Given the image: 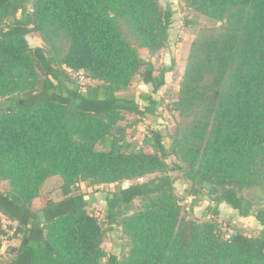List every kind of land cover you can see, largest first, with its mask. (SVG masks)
Masks as SVG:
<instances>
[{
	"label": "trees",
	"instance_id": "1",
	"mask_svg": "<svg viewBox=\"0 0 264 264\" xmlns=\"http://www.w3.org/2000/svg\"><path fill=\"white\" fill-rule=\"evenodd\" d=\"M180 2L220 25L190 44L171 106L182 118L171 150L161 131L147 128L146 152L115 126L128 114L157 115L162 102L144 93L141 106L120 92L134 76L152 93L165 84L167 69L156 71L138 46L152 54L168 44L172 5L0 0V178L10 182L0 191V215L19 236L3 264H264V0ZM34 32L49 48L28 43ZM58 36L67 40L64 52L53 45ZM78 71L91 82L72 83L70 72ZM51 175L62 179L57 200L40 193ZM177 179L186 181L191 206L208 200V219L185 213ZM80 182L102 186L101 218L88 209ZM135 199L141 204L132 206ZM222 202L253 216L257 233L222 232L215 220ZM117 228L128 238L122 258L102 248Z\"/></svg>",
	"mask_w": 264,
	"mask_h": 264
},
{
	"label": "rangeland",
	"instance_id": "2",
	"mask_svg": "<svg viewBox=\"0 0 264 264\" xmlns=\"http://www.w3.org/2000/svg\"><path fill=\"white\" fill-rule=\"evenodd\" d=\"M159 5L161 8H164L167 4H171L172 8L176 12V17L173 18L171 22V31H170V38H169V45L161 48L160 50L149 53L147 49L138 46V43L134 41V39L130 38L131 42L138 46L140 55L150 60L153 64V67L156 71L160 70L162 67V60L164 56L175 54L177 55L178 59L180 58L179 62H173L171 72L172 77L169 79L168 87L164 89L162 94L159 95V99L161 100L162 104L160 108H158V116L163 120V125H160V128L163 131V135L165 138H169L170 134L174 132L176 127L178 126L179 122L181 121V116L177 111H173L172 104L176 102L178 91H175V85L180 84V81L183 76V72L185 66L187 64V55L190 48L191 42L196 39L200 33L205 32L209 29H219V22L211 21L204 16L197 15L196 13L190 11L189 9L185 8V5L180 2V0H158ZM184 16H188L189 19L195 18L196 23L194 25H185L183 20ZM196 16V17H195ZM28 43L33 45H41L46 48H49L45 41L41 38L38 32L31 33L27 36ZM53 45L60 51H65L67 47V40L63 36H58L53 39ZM170 49V50H169ZM157 66V69L155 68ZM69 71V70H67ZM85 77L81 75V73L77 72H70V81L72 83H77L81 86L85 85ZM140 78L138 76H134L132 83L126 89H123L120 93L124 94H133L134 96L139 92L138 88L136 87L135 83H138ZM91 82V81H90ZM134 84V85H133ZM179 89V87H178ZM173 111V112H172ZM138 115L135 114H128L125 115V119L118 121L115 126V131L118 133H124L126 139L129 141L141 140L142 136L145 135L146 131L143 130L142 123L139 122L137 119ZM134 124L133 126H131ZM164 126V127H163ZM142 127V128H141ZM135 137L132 138V137ZM169 141V140H168ZM142 147V146H141ZM144 149V148H142ZM146 149V148H145ZM169 164L174 160L173 156H169L167 158ZM153 175H148L134 181L142 182L147 180L148 178L152 177ZM172 177H179L180 173L177 171L171 172ZM184 180L177 179L174 183L177 184L175 186V193L182 204V208L185 213L189 217H193L198 221H203L207 219L209 215H202L203 208L207 205L203 199L199 200L194 207L190 209V204L188 202V195L182 185ZM62 179L58 175H51L49 176L42 184L40 188L41 194H46L47 197L57 200L62 198L63 194L61 191ZM81 185V189L86 192V197L89 198L90 204L88 209L97 215L98 217H102L103 215V205L101 200H103V188L102 186H96L93 188H87L83 183H79ZM114 186L109 185V188L112 189ZM10 190V182L7 179L0 178V191L8 192ZM244 195L248 197L251 196L253 189L246 188L241 190ZM191 198V197H190ZM141 204V199H135L132 206H137ZM30 207L37 209L40 207V199L34 198L31 203ZM230 211H222V215L216 217V221L220 223L221 230L226 235L232 233L235 229L242 230L243 232L249 235H255L259 230V226L257 222L250 217H239L238 215H232L229 213ZM13 228L14 224L7 222L5 219H0V229L4 231V233H0V240L4 239L3 243L0 242V264H3L10 260L11 253L10 248L13 246H17L19 243V236L13 235ZM128 238L122 233L120 228H117L116 231L108 232L107 236L102 242V248L106 253L114 252L116 253L119 258H122L128 248H127Z\"/></svg>",
	"mask_w": 264,
	"mask_h": 264
},
{
	"label": "crops",
	"instance_id": "3",
	"mask_svg": "<svg viewBox=\"0 0 264 264\" xmlns=\"http://www.w3.org/2000/svg\"><path fill=\"white\" fill-rule=\"evenodd\" d=\"M175 14H176V12H175ZM173 15V18H175L176 17V15ZM172 25V24H171ZM170 31H171V28L169 29V37H168V39L170 38ZM169 45V40H168V44H167V46ZM170 50V49H169ZM179 60H180V58L178 59V57H177V55H175V54H172V55H169V56H167V55H165L164 56V59L162 60L163 62H162V67L161 68H166L167 69V71H166V73H165V84L156 92V93H152L151 92V85L150 84H145L143 81H141V80H139V82L138 83H135V85H136V87L138 88V90H139V92L134 96L135 97V99L137 100V102L141 105V106H145L146 104H147V101H145V100H143V99H141L140 98V94H149V93H151V95L152 96H154V98H156L157 100H160L159 98V95L160 94H162V92L164 91V89H166L167 87H168V83H169V79L172 77V72H171V68H172V64H173V62L175 61H177V62H179ZM155 68L157 69V66H155ZM134 85V84H133ZM178 84L177 85H175V91H178ZM145 119H146V121H147V125H143V126H149V128H151V129H156V130H159V131H161V133L162 134H164L163 133V131L160 129V128H158L160 125H163V120L160 118V116H158V113H157V115H153V116H146V117H144ZM134 124H132L131 126H133ZM164 127V126H163ZM142 128V127H141ZM144 129H146V127H143V130ZM144 136L145 135H143L142 136V139L140 140H135V142H137V144H138V146H142V148H144L143 150L144 151H146V152H152V148H151V145H150V143H143V140L145 139L144 138ZM132 138H134L135 139V137L133 136ZM128 140V139H127ZM169 140V141H168ZM162 141H163V143H164V145H165V147H166V149L168 150V151H170L171 150V141H170V139L169 138H165V135H163V138H162ZM146 148V149H145ZM168 158V157H167ZM166 162H168V160L166 159ZM169 163V162H168ZM128 184V182H124L122 185L124 186V185H127ZM111 185H113L114 186V184H111ZM182 185L184 186V189H185V191H186V188H187V183H186V181H183L182 182ZM174 186H177V184L176 183H174ZM113 189V188H112ZM191 196H189L188 195V202H189V204L191 203V200H192V197L190 198ZM203 201H205L206 203L208 202V200L207 199H203ZM101 202H102V205H103V210H104V207H105V202L103 201V200H101ZM193 208L194 207V205L193 206H191V204H190V208ZM206 207V206H205ZM191 208V209H192ZM230 211L229 213L231 214V216L232 215H238V213H237V210H235V209H233V208H231L228 204H226L225 202H222V203H220L219 204V211H220V213H219V215H222V211ZM202 215H207V213L205 212V208H203V213H202ZM239 216V215H238ZM239 217H241V216H239ZM247 217H250V218H252L253 220H255L256 222H257V225L260 227V225H259V223H258V221L253 217V216H247ZM209 218V216H207V219ZM246 218V217H245Z\"/></svg>",
	"mask_w": 264,
	"mask_h": 264
},
{
	"label": "built area",
	"instance_id": "4",
	"mask_svg": "<svg viewBox=\"0 0 264 264\" xmlns=\"http://www.w3.org/2000/svg\"><path fill=\"white\" fill-rule=\"evenodd\" d=\"M77 73H81V75H82L83 77H85L82 71H78ZM85 79H86V80H85V84L90 83L91 80H90L89 78L85 77ZM139 122L142 123L143 125H147V124H148L145 118L141 119ZM147 128H149V127H147ZM147 128L145 129V131H146L145 133L148 134ZM150 129H151V128H150ZM1 217H2V220L5 219L7 222L12 223L11 221H9V220H8L7 218H5L4 216L0 215V219H1ZM3 241H4V239L0 240L1 243H3Z\"/></svg>",
	"mask_w": 264,
	"mask_h": 264
},
{
	"label": "water",
	"instance_id": "5",
	"mask_svg": "<svg viewBox=\"0 0 264 264\" xmlns=\"http://www.w3.org/2000/svg\"><path fill=\"white\" fill-rule=\"evenodd\" d=\"M33 46H35V45H33Z\"/></svg>",
	"mask_w": 264,
	"mask_h": 264
}]
</instances>
